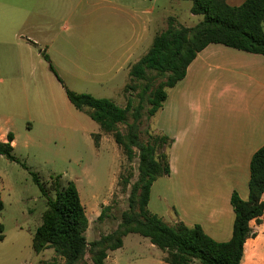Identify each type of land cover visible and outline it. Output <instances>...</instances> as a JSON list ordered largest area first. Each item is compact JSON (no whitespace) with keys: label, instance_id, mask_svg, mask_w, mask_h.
Masks as SVG:
<instances>
[{"label":"rangeland","instance_id":"374dc122","mask_svg":"<svg viewBox=\"0 0 264 264\" xmlns=\"http://www.w3.org/2000/svg\"><path fill=\"white\" fill-rule=\"evenodd\" d=\"M189 7V0H0V141L7 132L12 134L14 158L0 155V264H50L52 249L34 253L31 237L55 182L59 187L73 182L87 219L86 242L116 227L137 176V157L126 160L111 134L99 129L86 108H74L64 89L106 97L118 106H124L130 94L135 104L137 89L123 90L129 82L126 65L135 62L168 23L189 27L198 22L202 15L191 14ZM261 28L264 31V20ZM104 54L113 61L103 64ZM146 108L141 140L147 132L157 134L156 115L147 118ZM118 128L123 131L122 124ZM192 173L206 180L220 175L222 188L230 184L237 194L246 191L247 173L241 170ZM174 183L179 189L177 178ZM104 206L108 209L98 220ZM149 210L166 221L159 207ZM163 255L134 233L125 235L114 252L115 264H167ZM85 262L92 264L87 254Z\"/></svg>","mask_w":264,"mask_h":264},{"label":"trees","instance_id":"16d2710c","mask_svg":"<svg viewBox=\"0 0 264 264\" xmlns=\"http://www.w3.org/2000/svg\"><path fill=\"white\" fill-rule=\"evenodd\" d=\"M189 1V12L201 14L202 18L189 27L168 23L153 35L145 53L130 65L129 82L123 90L137 89L135 104L130 94L124 106H118L106 97L64 89L65 97L74 108H86L87 115L99 129L111 134L126 160L137 157V176L130 185L127 208L120 213L116 227L90 242L85 240L87 219L73 182L67 181L62 187L55 182L53 196L45 197V209L31 237L34 253L52 249L54 256L50 264H86L85 254L92 264H104L106 252L119 248L128 233L147 238L163 252V261L167 264H190L193 260L197 264H239L245 239L254 236L248 222L254 220L258 224L264 216V144L249 159L246 199H241L234 190L229 195L233 218L228 240H213L197 224L188 226L180 221L168 224L146 207L151 183L169 172L164 150L170 139L149 132L145 140L140 139L144 105H147L145 115L149 118L161 106L166 89L183 77L188 63L208 43L264 55L261 28L264 0H243L238 5H229L225 0ZM40 54L57 77L47 55L43 51ZM120 124L123 131L118 128ZM11 141L12 134L7 132L5 140L0 141V155L14 160ZM32 180L46 196L35 175ZM107 209L108 206H104L100 210L98 220Z\"/></svg>","mask_w":264,"mask_h":264},{"label":"crops","instance_id":"0c3cea01","mask_svg":"<svg viewBox=\"0 0 264 264\" xmlns=\"http://www.w3.org/2000/svg\"><path fill=\"white\" fill-rule=\"evenodd\" d=\"M102 60L113 61L106 54ZM155 115L154 131L170 139L165 151L169 172L151 183L147 209L159 207L169 224H197L213 240H228L233 218L229 195L234 187L222 188L220 175L206 180L192 172L241 170L248 179L249 159L264 144V55L208 43L188 63L183 77L166 89L151 117ZM186 171L191 172L188 177ZM174 178L179 189L174 188ZM238 195L246 198L247 180L246 191ZM248 224L254 236L245 239L239 264H264V216L260 223ZM120 248L107 251L104 264H115L114 252Z\"/></svg>","mask_w":264,"mask_h":264}]
</instances>
